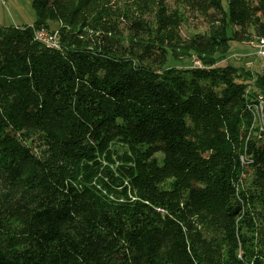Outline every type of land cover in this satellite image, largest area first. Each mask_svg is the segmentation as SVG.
Returning a JSON list of instances; mask_svg holds the SVG:
<instances>
[{"label":"trees","instance_id":"trees-1","mask_svg":"<svg viewBox=\"0 0 264 264\" xmlns=\"http://www.w3.org/2000/svg\"><path fill=\"white\" fill-rule=\"evenodd\" d=\"M110 2L0 27V264H264V75L217 65L264 0Z\"/></svg>","mask_w":264,"mask_h":264},{"label":"rangeland","instance_id":"rangeland-1","mask_svg":"<svg viewBox=\"0 0 264 264\" xmlns=\"http://www.w3.org/2000/svg\"><path fill=\"white\" fill-rule=\"evenodd\" d=\"M3 1L4 3L0 0V27H14L15 25L18 27H25L34 23L35 13L31 8V0ZM123 3L127 5L128 0H111L109 5L120 7ZM258 14L262 21H264V9H259ZM124 24L123 20L120 19L118 21V28L119 30L122 29L124 31L123 33L126 32ZM49 27L52 30L57 29V23H50ZM206 27L205 21L196 15H192L187 19L186 28L182 30V33L186 35L191 31L204 32ZM89 33L92 32L89 31ZM234 37L235 40L231 42V54L217 65L232 64L237 68L249 69L253 73L259 72L260 64L263 63V60L256 54V43L251 40H242L241 35L237 31L234 32ZM194 59L195 58H193V60ZM192 63L194 66L199 68L202 67L200 64H196V61ZM237 257H241V251H239Z\"/></svg>","mask_w":264,"mask_h":264},{"label":"built area","instance_id":"built-area-1","mask_svg":"<svg viewBox=\"0 0 264 264\" xmlns=\"http://www.w3.org/2000/svg\"><path fill=\"white\" fill-rule=\"evenodd\" d=\"M2 3L4 1L2 0ZM34 41L38 42L46 49L60 50V40L56 33H51L48 29L40 27L33 32ZM256 54L261 57L263 63L260 65V72L264 75V39H261L255 45ZM198 64V62H196ZM246 109L250 117V125L246 140L250 134L258 135V137H264V95L258 93L253 100H249L246 103ZM241 163L245 164L244 158H241Z\"/></svg>","mask_w":264,"mask_h":264},{"label":"crops","instance_id":"crops-1","mask_svg":"<svg viewBox=\"0 0 264 264\" xmlns=\"http://www.w3.org/2000/svg\"><path fill=\"white\" fill-rule=\"evenodd\" d=\"M14 27H18V26L15 25Z\"/></svg>","mask_w":264,"mask_h":264}]
</instances>
